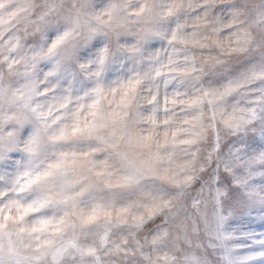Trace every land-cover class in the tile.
<instances>
[{
  "label": "snow or ice",
  "instance_id": "6c2138e0",
  "mask_svg": "<svg viewBox=\"0 0 264 264\" xmlns=\"http://www.w3.org/2000/svg\"><path fill=\"white\" fill-rule=\"evenodd\" d=\"M0 264H264V0H0Z\"/></svg>",
  "mask_w": 264,
  "mask_h": 264
},
{
  "label": "rangeland",
  "instance_id": "374dc122",
  "mask_svg": "<svg viewBox=\"0 0 264 264\" xmlns=\"http://www.w3.org/2000/svg\"><path fill=\"white\" fill-rule=\"evenodd\" d=\"M193 195H195V193H193Z\"/></svg>",
  "mask_w": 264,
  "mask_h": 264
}]
</instances>
